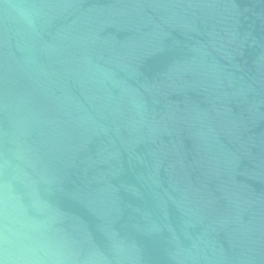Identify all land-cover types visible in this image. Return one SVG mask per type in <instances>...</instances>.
Returning <instances> with one entry per match:
<instances>
[{"label":"water","instance_id":"water-1","mask_svg":"<svg viewBox=\"0 0 264 264\" xmlns=\"http://www.w3.org/2000/svg\"><path fill=\"white\" fill-rule=\"evenodd\" d=\"M0 264H264V0H0Z\"/></svg>","mask_w":264,"mask_h":264}]
</instances>
